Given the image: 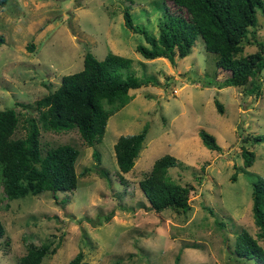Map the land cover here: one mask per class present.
I'll return each instance as SVG.
<instances>
[{
  "label": "rangeland",
  "instance_id": "1",
  "mask_svg": "<svg viewBox=\"0 0 264 264\" xmlns=\"http://www.w3.org/2000/svg\"><path fill=\"white\" fill-rule=\"evenodd\" d=\"M126 6L135 24L157 34L164 0H7L0 6L5 37L0 44V108L14 107L18 113L14 137L25 135L28 116H37L33 107L18 103L33 105L63 74L80 70L85 51L99 59L109 51L129 56L138 77L157 78L129 89L131 99L109 116L102 140L94 146L84 142L77 128H40L43 149L59 143L79 149L74 189L9 199L0 173L5 227L0 264H17L30 243L49 245L39 264H68L79 250L80 264H262L254 256L239 255L236 246L243 228L253 236L257 232L251 191L252 182L264 178V70L261 94L255 97L243 85L223 83L226 72L216 67L217 54L205 49L201 37L174 62L146 58L136 49L137 43H147L143 33L124 24ZM249 30L242 54L257 50L258 40L264 43L260 10ZM145 126L143 147L121 181L114 142ZM201 128L215 137L219 150L203 142ZM256 134L263 138L255 140ZM243 144L254 152L249 166L243 164ZM94 148L100 163L92 156ZM165 153L182 161L183 166L169 167L168 174L190 186L185 211L149 208L139 186L138 180ZM100 168L108 177L99 174ZM258 242L264 247V239Z\"/></svg>",
  "mask_w": 264,
  "mask_h": 264
},
{
  "label": "trees",
  "instance_id": "2",
  "mask_svg": "<svg viewBox=\"0 0 264 264\" xmlns=\"http://www.w3.org/2000/svg\"><path fill=\"white\" fill-rule=\"evenodd\" d=\"M6 2L0 0V6ZM257 10L264 15V0H171V4L164 0L157 34L135 24L129 6L123 10V19L126 27L143 33L147 43H137L136 49L146 58L162 56L174 62L176 56L183 57L189 53L196 39L201 37L205 49L217 54L216 67L226 72L223 83L243 85L248 94L258 97L264 70L263 41L258 40L257 50L242 54L244 40L253 31L249 29L256 24ZM4 41L5 37L0 33V44ZM131 66L132 58L129 56L109 51L99 59L91 51H85L80 70L63 74L60 83L35 99L33 105L18 103L37 111V116L26 118L24 136H13L19 122L16 109L0 108V173L3 191L9 199L44 190L55 194L58 190L77 186L79 173L75 169V161L79 149L71 143H59L43 149L40 128L55 131L77 128L87 145L94 146L100 142L109 116L131 99L129 89L157 81L154 74L138 77L131 71ZM215 102L222 112L223 105L217 99ZM146 132L145 126L137 133L120 134L114 142L121 181L125 179L122 173L133 167ZM199 134L208 147L220 149L211 133L201 128ZM253 138L262 139L263 134H256ZM241 154L244 166L253 163L254 152L244 144ZM92 156L100 163L98 149L92 150ZM175 165H182V161L170 153L162 154L138 180L149 201V208L155 211L167 207L176 211L190 208V186L175 181L168 174L169 167ZM99 174L108 177L103 168L99 169ZM235 177L233 172L231 178ZM251 197L256 236L243 228L237 234L236 251L246 257L254 256L263 264L264 247L258 242L264 239L263 177L252 182ZM4 233L5 227L0 219V238ZM48 252L47 243H30L27 251L18 257L17 264H39ZM82 256L79 250L68 264H80Z\"/></svg>",
  "mask_w": 264,
  "mask_h": 264
}]
</instances>
